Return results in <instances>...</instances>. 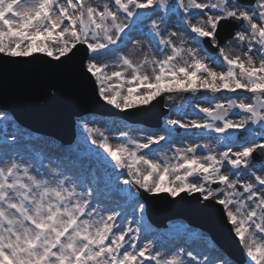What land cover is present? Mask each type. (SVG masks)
Here are the masks:
<instances>
[{"label":"snow or ice","instance_id":"6c2138e0","mask_svg":"<svg viewBox=\"0 0 264 264\" xmlns=\"http://www.w3.org/2000/svg\"><path fill=\"white\" fill-rule=\"evenodd\" d=\"M69 81L70 101L168 117L137 137L82 119L72 148L0 110V264H228L203 232L146 231L162 196L264 264V0H0V90Z\"/></svg>","mask_w":264,"mask_h":264},{"label":"water","instance_id":"95a60500","mask_svg":"<svg viewBox=\"0 0 264 264\" xmlns=\"http://www.w3.org/2000/svg\"><path fill=\"white\" fill-rule=\"evenodd\" d=\"M65 88L66 95L64 97L50 100L40 90L29 88L22 83L10 84L6 90H0V109L12 112L22 124L34 130L55 135L59 138L72 131L73 136L70 139H74L75 122L73 117L76 113L83 115L88 112H106L100 103L70 101L72 91L71 81L66 83ZM161 110L162 107L155 109V111L159 112ZM130 119L133 121L138 120L135 117H130ZM149 203L152 204V201ZM175 210H178L181 215H190L199 222L195 211L190 205L185 203L176 207ZM172 214L173 211H169L164 219L170 217ZM153 217H155L154 213ZM209 222L211 225L208 229L211 233L234 255L230 247L232 239L222 219L217 215H209ZM224 232H226L225 235H223Z\"/></svg>","mask_w":264,"mask_h":264},{"label":"rangeland","instance_id":"374dc122","mask_svg":"<svg viewBox=\"0 0 264 264\" xmlns=\"http://www.w3.org/2000/svg\"><path fill=\"white\" fill-rule=\"evenodd\" d=\"M106 61L104 59H101L100 63H105ZM111 71H113L112 68H109L108 69V72L110 73ZM170 103H180L181 102V96L179 94H176L172 97V100L169 101ZM168 117V113H166V115L164 116V118L162 119V125L164 123V120ZM191 118V117H190ZM8 119L10 121H14L13 117L11 115L8 114ZM87 120L90 122V125L93 126V127H100V128H105L106 126H111L112 122H119V123H122L123 125L126 126L125 130H131L130 134L133 136V137H137V136H141L143 135L142 132L138 131L140 129H146L148 131H151L153 128H148L146 127L144 124H134V123H130L128 122L127 120H124L120 117H113V116H98V115H88V116H84L80 119L77 120V138L74 142L73 145H63L61 143H57L56 141H54L53 139H48V138H42V137H35L34 136H31V139L32 141H35V140H47V141H51L54 145L56 146H61L63 145L64 147H72V148H75L77 145H82L84 144L85 142V133L84 131L82 130V128L80 127V121L81 120ZM14 123H16L14 121ZM17 124V123H16ZM18 126V124H17ZM19 127V126H18ZM19 129L25 134V137L29 135H32L31 133H27L25 130H23L22 128L19 127ZM34 139V140H33ZM203 142V141H201ZM179 225H184V226H187L189 228H192L198 232H203L202 230L198 229V228H193L191 227L190 225H188L187 222L183 221V220H178V221H174V222H169L168 223V226L166 228H161V229H158L156 227H154L151 222L149 221L148 219V216H147V213L145 212L144 214V218H143V227L146 229V231H148L149 233H152V234H156V233H167L169 232L170 230H173L175 229L177 226ZM154 232V233H153ZM204 233V232H203ZM205 236L207 237L209 243H211V237L210 235L204 233ZM221 254V253H220ZM223 259L228 261V264H230V261L228 259V257L226 256H223ZM232 262V261H231ZM231 264H234V263H231Z\"/></svg>","mask_w":264,"mask_h":264}]
</instances>
